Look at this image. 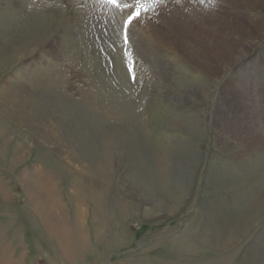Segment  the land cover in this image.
<instances>
[{
    "label": "rangeland",
    "instance_id": "1",
    "mask_svg": "<svg viewBox=\"0 0 264 264\" xmlns=\"http://www.w3.org/2000/svg\"><path fill=\"white\" fill-rule=\"evenodd\" d=\"M197 1L234 32L237 21L263 31L217 76L141 42L144 14L125 24L133 8L0 0V264H264V0L263 11ZM66 147L90 152L101 176ZM37 172L64 205L52 231L22 187ZM76 180L100 195L83 199L78 227Z\"/></svg>",
    "mask_w": 264,
    "mask_h": 264
},
{
    "label": "bare ground",
    "instance_id": "2",
    "mask_svg": "<svg viewBox=\"0 0 264 264\" xmlns=\"http://www.w3.org/2000/svg\"><path fill=\"white\" fill-rule=\"evenodd\" d=\"M119 1L121 2V4L132 5L133 11L135 10L136 0H118V2ZM240 1L241 2L238 3V7H240L244 2H246V5L249 8L252 7L256 8L259 11H263V0ZM98 4L102 7L103 11L107 10V6L110 5H106L105 2L102 1H99ZM199 6L200 5L197 0H158V2L148 11L142 12V14H144V17H141L140 20H137L135 22L134 29H136L135 32L137 33V37L141 42H149L153 46H159L160 48H164L165 50L171 52L181 50L190 58L194 59L195 65H198L201 68L204 67V69H202L205 74L209 76H217V74L221 73L222 71L226 70L231 65H233L239 57L242 58V54L248 50L244 44V41H247V36H251L252 39L250 41L255 43L261 39L263 31L258 21L249 22L248 24H244L242 22L237 21L232 23V25L235 26L236 29L235 33L232 28L227 27V24L231 21L230 18H227V16L221 14H210L208 12L209 10H207L206 8L202 9ZM209 6L211 7V5ZM110 7L108 6V8ZM153 21H158L160 24L164 25L165 30L168 34L163 33L162 30H160V28L157 27V25H155ZM229 53L231 56L229 55ZM226 56L233 57L236 60L223 65L221 64V61L228 60L225 59ZM263 69L264 64L261 63L260 70ZM201 88L202 93L204 94L207 93V91L209 90V87L206 85H202ZM17 101L20 103L18 106L21 109V103H23V100L20 99ZM202 103L204 104L206 102L202 101ZM8 111H10L11 113H15L13 112L14 110L11 109H8ZM16 114H19L18 111H16ZM66 151V157L68 159L67 161L70 164L73 162L74 165L77 166V168H79L81 172L83 171L86 175L92 177L95 173L102 174L103 171L100 168V165L93 164V155L91 156L89 154L90 152L87 153L84 152V149H77L78 153H72V147L71 149H66ZM37 173L24 174L22 176V180L24 182L22 187L25 188L26 194L28 196L27 198L30 205L32 206V209L40 216V221L41 219L43 222L45 221L47 227L52 231L55 226L54 223L57 221H61L60 217L63 218L62 215L59 217L60 214H56L57 212L63 214L64 205L61 203V201H59L57 191L55 190V188H53L54 184H52L48 179H46V177L43 176L41 173ZM79 182L76 180L71 183V189L73 191L72 199L74 202V218H71L72 226L77 224L79 225V222H82L81 216L84 211L82 207L83 199L86 197H90L93 200L92 202L94 204L96 203L97 205L98 198L100 196H98L97 194L95 196L87 192L84 193L85 188L84 186H82L83 188H80L81 185ZM47 202L48 206L46 205V207H44V203L46 204ZM161 205H157V209H160ZM98 206L97 208H99ZM144 212L147 217H149V215L154 216V214L156 213L155 207L144 208ZM54 214L57 217H55ZM78 229L80 230V228ZM61 230H63V233L66 234V231L63 228ZM52 233H55V230H53ZM62 238H64V236H62L61 239ZM62 242L64 241L62 240Z\"/></svg>",
    "mask_w": 264,
    "mask_h": 264
},
{
    "label": "snow or ice",
    "instance_id": "3",
    "mask_svg": "<svg viewBox=\"0 0 264 264\" xmlns=\"http://www.w3.org/2000/svg\"><path fill=\"white\" fill-rule=\"evenodd\" d=\"M108 3L117 5L118 7H125L131 9L133 6L129 4L119 5L117 0H107ZM158 0H136L135 4V11L130 12L127 21L125 22L126 25L131 24V22L137 19L141 12L148 11L151 7H153ZM203 2V0H201ZM125 43H127V35H125Z\"/></svg>",
    "mask_w": 264,
    "mask_h": 264
}]
</instances>
